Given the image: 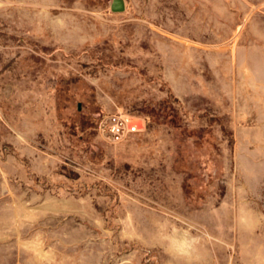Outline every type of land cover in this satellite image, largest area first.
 <instances>
[{"label":"rangeland","instance_id":"rangeland-1","mask_svg":"<svg viewBox=\"0 0 264 264\" xmlns=\"http://www.w3.org/2000/svg\"><path fill=\"white\" fill-rule=\"evenodd\" d=\"M111 1L0 0V264H264V0Z\"/></svg>","mask_w":264,"mask_h":264},{"label":"built area","instance_id":"built-area-1","mask_svg":"<svg viewBox=\"0 0 264 264\" xmlns=\"http://www.w3.org/2000/svg\"><path fill=\"white\" fill-rule=\"evenodd\" d=\"M97 132L111 144H117L128 136L145 131L142 118L122 109L102 115L96 123Z\"/></svg>","mask_w":264,"mask_h":264},{"label":"water","instance_id":"water-1","mask_svg":"<svg viewBox=\"0 0 264 264\" xmlns=\"http://www.w3.org/2000/svg\"><path fill=\"white\" fill-rule=\"evenodd\" d=\"M125 9L124 0H112L110 10L114 13L123 12Z\"/></svg>","mask_w":264,"mask_h":264}]
</instances>
